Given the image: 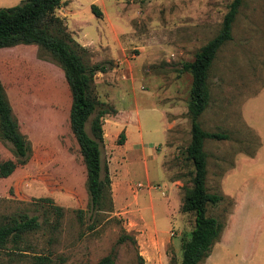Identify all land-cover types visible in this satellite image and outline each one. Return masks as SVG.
Returning a JSON list of instances; mask_svg holds the SVG:
<instances>
[{
  "label": "rangeland",
  "instance_id": "rangeland-1",
  "mask_svg": "<svg viewBox=\"0 0 264 264\" xmlns=\"http://www.w3.org/2000/svg\"><path fill=\"white\" fill-rule=\"evenodd\" d=\"M22 1L0 0V8ZM232 1L64 0L57 11L84 47V62L107 67L96 73L93 94L117 110L103 126L111 209L89 207L62 67L38 45L0 49V82L31 146L21 164L0 138V224L21 213L43 224L20 249L1 250L3 264H34V256L99 264L109 255L113 264L181 263L195 227V215L181 211L194 176L185 159L193 79L184 65L218 34ZM232 35L213 62L210 102L199 119L204 130L228 136L205 143L207 189L223 197L207 216L223 229L200 264H264V0H244ZM173 180L181 181L177 188ZM53 207L62 210L58 220Z\"/></svg>",
  "mask_w": 264,
  "mask_h": 264
},
{
  "label": "trees",
  "instance_id": "trees-1",
  "mask_svg": "<svg viewBox=\"0 0 264 264\" xmlns=\"http://www.w3.org/2000/svg\"><path fill=\"white\" fill-rule=\"evenodd\" d=\"M244 0H233L224 17L218 34L204 45L196 54L194 61L186 63L184 68L192 75L190 91L189 117L191 121L192 140L185 150V159L194 167L193 188L187 191L181 211L195 215V227L191 239L183 244V259L179 264H200L207 259L213 246L220 238L223 225L213 217L207 216L208 205H218L223 201L219 194L207 189L208 156L205 151L207 140H224V133H210L203 129L199 121L210 102L209 75L213 62L223 45L233 38V24L239 14ZM64 0H24L14 7L0 8V49L12 48L21 44L38 45L49 53L64 70L72 93L70 112L71 129L80 147L86 168L87 184L90 194L91 211L112 208V179L108 167L103 166L102 148L104 146V118L116 115L117 110L101 102L93 94L96 73L106 72L102 64L88 65L79 50H85L74 40L63 19L57 11ZM93 13L101 18L102 12L97 5L92 6ZM91 119V133L86 126ZM0 138L8 141L21 164L30 157L31 146L19 130V123L13 114L0 82ZM125 133H121L119 143L123 144ZM57 220L62 217V210L53 207ZM83 211L79 218L83 220ZM58 224V221H56ZM39 216L27 213L15 214L0 224L1 250L20 249L21 244L42 229ZM54 226V225H53ZM55 227V226H54ZM134 241L133 237H128ZM47 256H34V264H49ZM112 255L99 264H113ZM0 264H3L0 260Z\"/></svg>",
  "mask_w": 264,
  "mask_h": 264
},
{
  "label": "crops",
  "instance_id": "crops-1",
  "mask_svg": "<svg viewBox=\"0 0 264 264\" xmlns=\"http://www.w3.org/2000/svg\"><path fill=\"white\" fill-rule=\"evenodd\" d=\"M180 182H181L180 180H173V182H171V184L177 188L178 183H180Z\"/></svg>",
  "mask_w": 264,
  "mask_h": 264
}]
</instances>
